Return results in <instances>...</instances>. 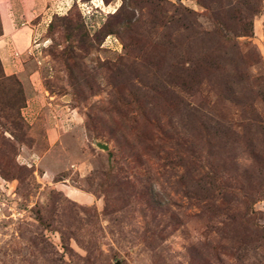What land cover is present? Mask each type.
Returning <instances> with one entry per match:
<instances>
[{
	"label": "rangeland",
	"instance_id": "1",
	"mask_svg": "<svg viewBox=\"0 0 264 264\" xmlns=\"http://www.w3.org/2000/svg\"><path fill=\"white\" fill-rule=\"evenodd\" d=\"M0 63V264H264V0H49Z\"/></svg>",
	"mask_w": 264,
	"mask_h": 264
},
{
	"label": "crops",
	"instance_id": "2",
	"mask_svg": "<svg viewBox=\"0 0 264 264\" xmlns=\"http://www.w3.org/2000/svg\"><path fill=\"white\" fill-rule=\"evenodd\" d=\"M49 0H0V63L6 75L19 70V54L48 15Z\"/></svg>",
	"mask_w": 264,
	"mask_h": 264
}]
</instances>
